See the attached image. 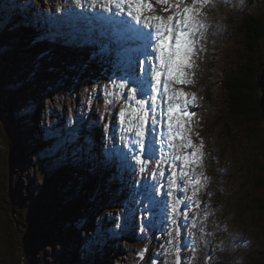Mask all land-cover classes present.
I'll return each mask as SVG.
<instances>
[{
  "label": "rangeland",
  "instance_id": "1",
  "mask_svg": "<svg viewBox=\"0 0 264 264\" xmlns=\"http://www.w3.org/2000/svg\"><path fill=\"white\" fill-rule=\"evenodd\" d=\"M0 2V264H175L178 256L181 264H264V215L254 199L264 194L255 181L263 180L264 120L237 123L222 89L224 72L240 86L247 69L264 104V22L253 30L255 56L240 29L245 16L264 19V0H207L195 54L179 70L183 82H167L186 94L172 103L189 101L183 122L200 159L173 167L172 149L161 144L165 95L148 124L163 156L157 151L143 172L131 158L135 122L129 115L121 123L119 113L136 107L133 80L155 70V55L141 54L143 41L131 35L112 42L103 34L104 0ZM151 2L147 15L172 14ZM28 23L33 32L22 31ZM173 171L188 172L177 178L175 213ZM150 183L156 188L146 195Z\"/></svg>",
  "mask_w": 264,
  "mask_h": 264
},
{
  "label": "snow or ice",
  "instance_id": "2",
  "mask_svg": "<svg viewBox=\"0 0 264 264\" xmlns=\"http://www.w3.org/2000/svg\"><path fill=\"white\" fill-rule=\"evenodd\" d=\"M92 3L94 5L96 0H92ZM156 3L166 5L164 11L167 13L171 10L172 14L166 16L147 15L148 13H155V7L151 0H104L103 4L104 8L112 13L111 16L104 17L106 26L103 34L108 36L112 42H118L121 33H131L133 39L143 41L141 54L145 56L155 55L157 60L155 70L153 71L150 66L143 81L138 78L133 80L130 96L136 107L131 109L130 112L121 111L119 113L121 123H124L125 118L129 115L135 122L134 134L136 139L133 144L138 148V153L134 152L131 158L136 160V164L140 166L142 172L146 170V165L149 162L157 158V151L163 156V147L157 149L156 137L153 135L155 125L150 128L148 124L150 114L155 112L158 101H164L165 95L168 102L167 108L165 110L161 107L160 110L163 116L166 117L167 140H162L161 144L166 143L167 147L172 149V152L168 155L174 162L173 167L175 168V162L179 161L187 169L191 165L197 164L200 159L197 155L200 149L195 148L192 140L187 137L183 122L184 117L189 115L187 111L189 101L184 99L182 103H172L177 97L183 98L186 94L171 90L170 84L167 82L171 81L174 76L177 82H183L179 70L182 67L190 66V56L195 54V37L202 27L198 16L202 14V8L207 4V0H193L191 6H188L185 0H156ZM117 16H127L128 19L117 21ZM129 20L135 25H140L141 28H133ZM143 29H148V31L145 32ZM104 48L107 51L110 45H105ZM129 76L130 74H126L121 76L120 79L127 80ZM119 87L124 89L127 85L121 83ZM138 92L141 98H137ZM125 98L127 99V97ZM146 136L151 137L149 140L150 146L147 150L145 145ZM177 139L182 142L174 143ZM184 148L194 149V151L185 154L181 151ZM124 155L125 158H128L127 153ZM160 163H163V159L160 160ZM160 163L156 167L159 175L163 177L165 173L160 170ZM187 175L188 172L186 171H173L171 173L169 180L171 190L168 195L171 196L174 202L172 204L173 213L181 203L180 199L173 195V192L179 187L177 178L178 176L184 177ZM154 176L155 174H153V178ZM149 187L154 192L156 185H150ZM148 192L149 188H145L146 195ZM172 223L176 224V220L173 219ZM174 231L178 234V228ZM173 242H175V237H173ZM144 251L139 253L140 259H143ZM175 264H181L179 256Z\"/></svg>",
  "mask_w": 264,
  "mask_h": 264
},
{
  "label": "trees",
  "instance_id": "3",
  "mask_svg": "<svg viewBox=\"0 0 264 264\" xmlns=\"http://www.w3.org/2000/svg\"><path fill=\"white\" fill-rule=\"evenodd\" d=\"M0 5H2V2H0ZM25 18L28 19L29 16H26ZM262 22H264L263 17L258 16V15H248L244 17V23L240 29H242L243 32L246 33V35L250 37L247 39L243 35L245 40L247 41L250 40L249 41L250 43L246 45V47L248 46V48L245 50L246 52H248V55H254V56L256 55V53L254 52V47H255L254 44L258 43V40H255L253 30L255 28L261 27ZM36 24L38 26V23ZM30 26L33 27L32 29H30V31L33 32L32 30H34L36 27H34L32 24H29V23L23 24L22 31L29 30L27 27L30 28ZM54 37L56 38V35H54ZM97 48L99 49V47ZM249 65H251L253 69L255 67H258V65L255 63L249 62L247 66ZM224 73H225V79L222 82V89H224V86H225L226 87L225 89L227 90V91L226 90L224 91L227 94L224 102L227 103V105L230 107L229 110H230L231 118L234 120H237V123H238V120H244V118H246L248 120V123H254V125L259 123L261 118L262 120H264V113H263L264 104H260L259 101L256 100L255 98V91H252L249 89L255 86V84L253 83V73L247 72V69H246L243 75L242 83L240 84L241 87L237 86L234 80L232 79L230 80L227 72H224ZM251 163L252 164L256 163L257 165V161L251 160ZM262 172H263V175H262L263 180H260L259 178L255 177V181L258 185H260L258 186L257 189H259V191H262V193H264L263 191L264 184L261 183L262 181L264 183V169H262ZM261 198L264 199V194L257 195L254 197V199L256 200V204H257L255 209L260 215L263 216L264 215V203L260 201ZM12 214L14 218L19 219L17 216L18 212L17 214L12 212ZM19 222H21L20 219H19Z\"/></svg>",
  "mask_w": 264,
  "mask_h": 264
},
{
  "label": "bare ground",
  "instance_id": "4",
  "mask_svg": "<svg viewBox=\"0 0 264 264\" xmlns=\"http://www.w3.org/2000/svg\"><path fill=\"white\" fill-rule=\"evenodd\" d=\"M100 11V10H99ZM106 12V14L104 15V17H106V15L107 14H109V12H107V11H104V13ZM112 14H110V15H108V16H111ZM120 19H123V18H121V17H119V16H117V21H119ZM126 19H128V17L126 18ZM129 23H131V21L129 20ZM133 28H138L137 27V25H135V24H133V26H132ZM64 28V27H63ZM87 29H89V28H87ZM121 34H127V35H131L130 37H132V34L131 33H128V32H123V33H121ZM97 38V37H96ZM98 40V39H97ZM138 41H140V39H137ZM117 49H119L120 47H116ZM232 73V72H231ZM228 76V75H227ZM158 107V106H157ZM244 119H246V118H244ZM251 119V118H250ZM248 121V120H247ZM135 139V137H133V138H130V141L129 142H131V141H133ZM151 138H149V140H150ZM148 145H149V143H148ZM150 146V145H149ZM133 148V147H132ZM157 148H158V145H157ZM126 152H123V155L125 154ZM125 156V155H124ZM128 165H132V163L129 161L128 162ZM151 181V180H150ZM148 185H149V183H147ZM150 185H154V184H151L150 183ZM145 188H149L150 189V187L149 186H145ZM133 190V189H132ZM150 191V190H149ZM12 204V203H11ZM164 207H167V205L166 206H164ZM155 218H157V217H155V216H153L151 219H153V220H155ZM13 225V224H12ZM12 225H11V227H12ZM17 228V227H16ZM18 229V228H17Z\"/></svg>",
  "mask_w": 264,
  "mask_h": 264
},
{
  "label": "water",
  "instance_id": "5",
  "mask_svg": "<svg viewBox=\"0 0 264 264\" xmlns=\"http://www.w3.org/2000/svg\"><path fill=\"white\" fill-rule=\"evenodd\" d=\"M263 113H264V105H263ZM31 225H32V223H31ZM30 225H28L27 227H28V230L31 228V227H29ZM27 249V248H26Z\"/></svg>",
  "mask_w": 264,
  "mask_h": 264
}]
</instances>
